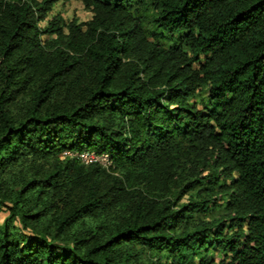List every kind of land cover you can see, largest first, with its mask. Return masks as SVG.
I'll return each instance as SVG.
<instances>
[{
    "label": "trees",
    "instance_id": "obj_1",
    "mask_svg": "<svg viewBox=\"0 0 264 264\" xmlns=\"http://www.w3.org/2000/svg\"><path fill=\"white\" fill-rule=\"evenodd\" d=\"M57 1L0 0V264H264V0Z\"/></svg>",
    "mask_w": 264,
    "mask_h": 264
},
{
    "label": "rangeland",
    "instance_id": "obj_2",
    "mask_svg": "<svg viewBox=\"0 0 264 264\" xmlns=\"http://www.w3.org/2000/svg\"><path fill=\"white\" fill-rule=\"evenodd\" d=\"M61 16L63 22L70 21L72 19H77L78 22L86 21L91 17V11L84 7L81 1L79 0H59L55 2L51 9L46 14L44 20L40 21V26H45L48 20L54 16ZM107 155H101L100 162L108 163ZM7 215V211L0 212V222Z\"/></svg>",
    "mask_w": 264,
    "mask_h": 264
},
{
    "label": "built area",
    "instance_id": "obj_3",
    "mask_svg": "<svg viewBox=\"0 0 264 264\" xmlns=\"http://www.w3.org/2000/svg\"><path fill=\"white\" fill-rule=\"evenodd\" d=\"M80 157L82 158V160L84 162H91V161H99L100 162V158H101V156L96 155V154L91 153V152H83L80 154Z\"/></svg>",
    "mask_w": 264,
    "mask_h": 264
}]
</instances>
